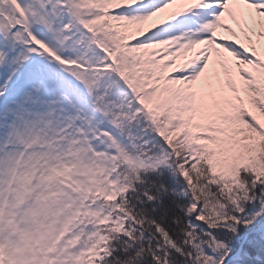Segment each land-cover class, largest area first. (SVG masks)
<instances>
[{
  "label": "snow or ice",
  "instance_id": "1",
  "mask_svg": "<svg viewBox=\"0 0 264 264\" xmlns=\"http://www.w3.org/2000/svg\"><path fill=\"white\" fill-rule=\"evenodd\" d=\"M5 171L0 264H264V0H0Z\"/></svg>",
  "mask_w": 264,
  "mask_h": 264
},
{
  "label": "rangeland",
  "instance_id": "2",
  "mask_svg": "<svg viewBox=\"0 0 264 264\" xmlns=\"http://www.w3.org/2000/svg\"><path fill=\"white\" fill-rule=\"evenodd\" d=\"M27 159H28V157L26 156L25 160H27ZM93 159L95 160V163L100 164V165H103L106 163V161L104 160L103 157L93 158ZM88 162L92 163V161H88ZM9 178H10V173L8 171L0 173V180H3L6 182ZM5 211H8V209H5ZM13 239H15V237H13Z\"/></svg>",
  "mask_w": 264,
  "mask_h": 264
}]
</instances>
